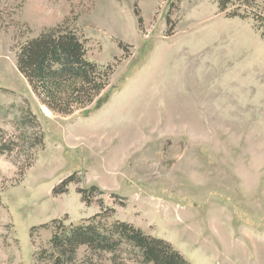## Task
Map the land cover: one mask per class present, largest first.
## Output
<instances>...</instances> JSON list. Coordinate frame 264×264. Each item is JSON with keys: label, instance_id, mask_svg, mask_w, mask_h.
Returning a JSON list of instances; mask_svg holds the SVG:
<instances>
[{"label": "rangeland", "instance_id": "1", "mask_svg": "<svg viewBox=\"0 0 264 264\" xmlns=\"http://www.w3.org/2000/svg\"><path fill=\"white\" fill-rule=\"evenodd\" d=\"M58 25L115 67L84 115L49 110L17 68ZM0 139L16 144L0 154V264H36L54 220L102 208L190 264H264V39L218 0H0Z\"/></svg>", "mask_w": 264, "mask_h": 264}, {"label": "trees", "instance_id": "2", "mask_svg": "<svg viewBox=\"0 0 264 264\" xmlns=\"http://www.w3.org/2000/svg\"><path fill=\"white\" fill-rule=\"evenodd\" d=\"M218 7L229 18L252 20L264 39V9L257 0H218ZM86 43L76 30L58 25L44 29L18 48L19 72L41 104L56 114L84 115L100 108L109 97L115 67L90 61ZM14 147L15 143L8 145L0 139V154L15 151ZM90 192L102 194L95 186L81 189L79 193L87 204L92 203ZM111 212L102 208L78 224L54 220L51 247L36 254V264H103L98 259H106L107 264H190L166 240L146 234L133 224L110 221L115 211ZM81 248L86 249L83 258L78 256Z\"/></svg>", "mask_w": 264, "mask_h": 264}]
</instances>
